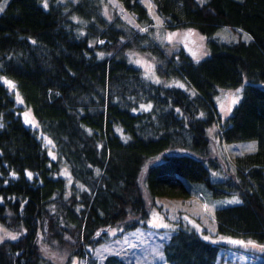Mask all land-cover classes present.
I'll use <instances>...</instances> for the list:
<instances>
[{"label": "trees", "instance_id": "obj_1", "mask_svg": "<svg viewBox=\"0 0 264 264\" xmlns=\"http://www.w3.org/2000/svg\"><path fill=\"white\" fill-rule=\"evenodd\" d=\"M119 1L140 26H152L140 0ZM152 1L167 26L205 36L208 52H168L90 0H7L2 7L0 225L15 235L0 238V264H71L73 257L133 264L116 253L99 258L94 248L108 228L146 224L140 182L151 203L192 194L186 180L206 182L215 197L238 193L240 201L213 206L216 231L264 243V0ZM222 26L248 36L220 39ZM126 49L149 55L165 81L144 78ZM240 84L222 118L217 92ZM214 124L220 140L255 139V148L222 168L209 147ZM210 169L224 176L211 178ZM176 222L163 243L170 263L214 264L221 243Z\"/></svg>", "mask_w": 264, "mask_h": 264}, {"label": "rangeland", "instance_id": "obj_2", "mask_svg": "<svg viewBox=\"0 0 264 264\" xmlns=\"http://www.w3.org/2000/svg\"><path fill=\"white\" fill-rule=\"evenodd\" d=\"M6 1L2 0L0 7H3ZM61 1L64 2L65 0ZM140 1L146 6L148 13L152 17L153 23L151 27L140 26L136 21L135 14L125 8L119 0H90L91 3L101 4V13L107 19H112L116 13L124 21L146 30L152 41L166 44L168 52L177 49L179 46H183L196 58L208 52L205 36L198 33L194 28H171L167 26L152 0ZM74 17L85 20L77 14ZM215 35L223 40H235L240 37L246 38L248 33L241 29L222 26L215 31ZM124 52L131 63L140 65L144 78L154 82L165 81L156 72L153 59L149 55L134 49H126ZM241 94L242 84L236 87L219 89L215 96V103L222 118L231 112ZM23 114L29 123L37 126V120L29 108H24ZM208 135L210 150L221 157L222 168L223 166H230L228 163L234 154L250 151L249 146H254V148L256 146L255 139L232 142L220 140L215 124L209 129ZM43 137L46 143L52 144L47 135ZM223 172L224 170L210 169V176L211 178L222 177L224 176ZM62 173L68 174V169L65 166L62 167ZM186 183L194 195H188L184 198L159 195L151 203L143 183L140 182L148 205L146 224L124 232L118 226L108 228L109 238L95 246V255L102 258L107 253H116L126 262H132L133 264H172L165 255L163 243L177 225V219H180L191 225L192 228H197L200 232L201 229H204L202 233L205 236H209L214 241L221 243L214 264H256L264 258V243H260L250 236H237L216 231L213 206L240 201L238 193H228L215 197L210 193V188L204 181L186 180ZM174 221L175 224L173 223ZM14 235L15 231H8L7 228L0 225V238ZM63 262L61 260L59 264H64ZM82 262L80 258L73 257L71 264H81Z\"/></svg>", "mask_w": 264, "mask_h": 264}, {"label": "snow or ice", "instance_id": "obj_3", "mask_svg": "<svg viewBox=\"0 0 264 264\" xmlns=\"http://www.w3.org/2000/svg\"><path fill=\"white\" fill-rule=\"evenodd\" d=\"M46 6V5H45ZM3 9H2V7H0V11H2ZM233 102H235V101H233ZM254 149V146H249V150H253ZM31 174H29V176H30ZM13 239H15V237H13Z\"/></svg>", "mask_w": 264, "mask_h": 264}, {"label": "crops", "instance_id": "obj_4", "mask_svg": "<svg viewBox=\"0 0 264 264\" xmlns=\"http://www.w3.org/2000/svg\"><path fill=\"white\" fill-rule=\"evenodd\" d=\"M190 195H194V194H190ZM174 197V196H173ZM181 198H184V197H181ZM210 203V202H209Z\"/></svg>", "mask_w": 264, "mask_h": 264}]
</instances>
